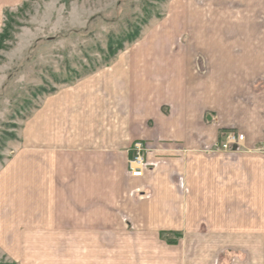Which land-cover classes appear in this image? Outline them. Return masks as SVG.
<instances>
[{
    "label": "crops",
    "instance_id": "1",
    "mask_svg": "<svg viewBox=\"0 0 264 264\" xmlns=\"http://www.w3.org/2000/svg\"><path fill=\"white\" fill-rule=\"evenodd\" d=\"M24 1L0 0V30L5 13ZM168 18L110 64L45 95L23 122L0 171L7 257L21 264L112 257V264H221L235 248L240 255L227 264H259L264 232L232 228L225 194L208 179L219 156L205 148L226 126L246 131L249 143L264 140V25L253 27L255 40L205 45L177 42ZM235 91L241 101L234 110ZM220 113L223 125L210 123ZM139 140L148 144L146 169L134 177L128 163Z\"/></svg>",
    "mask_w": 264,
    "mask_h": 264
},
{
    "label": "rangeland",
    "instance_id": "2",
    "mask_svg": "<svg viewBox=\"0 0 264 264\" xmlns=\"http://www.w3.org/2000/svg\"><path fill=\"white\" fill-rule=\"evenodd\" d=\"M7 12L11 32L0 48V171L15 153L23 122L41 99L110 64L121 51L116 48L133 44L128 39L136 32L140 39L171 16V26L182 27L181 32L173 30L177 42L206 45L224 40L239 44L255 40L253 27L264 25V0H25L21 7ZM3 19L5 25L6 15ZM111 39V49L117 54L110 50ZM235 92L234 110L241 101ZM255 102L247 101V107ZM223 118L220 113L210 123L223 125ZM227 131L244 134V140L223 149ZM217 139V144L205 151L219 156L210 162L215 173L208 179L219 194H225L224 216L233 229L247 224L264 232V140L249 143L246 131L232 126L219 128ZM212 212L219 217L221 210ZM240 242L238 234H233L232 244ZM101 243L109 246L111 241ZM3 249L0 247V264H21L7 257ZM233 249L236 251L223 256L221 264L230 263V256L239 257L238 249ZM112 259L98 258L101 264H112ZM258 259L264 264V242ZM30 260L23 263L32 264Z\"/></svg>",
    "mask_w": 264,
    "mask_h": 264
},
{
    "label": "built area",
    "instance_id": "3",
    "mask_svg": "<svg viewBox=\"0 0 264 264\" xmlns=\"http://www.w3.org/2000/svg\"><path fill=\"white\" fill-rule=\"evenodd\" d=\"M244 140V134H236L235 132H228L227 136L222 143V147L225 150L231 149L234 146L240 145ZM148 150V144L143 141H136L131 147V157L129 158V172L134 177L143 176L146 169V162L144 155Z\"/></svg>",
    "mask_w": 264,
    "mask_h": 264
},
{
    "label": "trees",
    "instance_id": "4",
    "mask_svg": "<svg viewBox=\"0 0 264 264\" xmlns=\"http://www.w3.org/2000/svg\"><path fill=\"white\" fill-rule=\"evenodd\" d=\"M5 15H6L5 25H4L3 29H2V31L0 32V48L3 47L2 44H3L4 40L9 36V34L11 32L10 31L11 25L9 24V22H7V20H10V13L6 12ZM11 21H12V19H11ZM130 37L131 38L128 39V42L132 43V42H135L140 37V34H139V32H136V34H134L133 36H130ZM112 45H113V39H111V42H110V45H109L111 51H113L111 49ZM123 49H124V45H119L116 48L117 52L119 50H123ZM116 50L114 49V51H116ZM117 52H114L113 54H117Z\"/></svg>",
    "mask_w": 264,
    "mask_h": 264
}]
</instances>
